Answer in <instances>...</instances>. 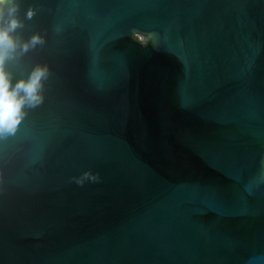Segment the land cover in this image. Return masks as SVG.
Returning <instances> with one entry per match:
<instances>
[{"label":"water","instance_id":"water-1","mask_svg":"<svg viewBox=\"0 0 264 264\" xmlns=\"http://www.w3.org/2000/svg\"><path fill=\"white\" fill-rule=\"evenodd\" d=\"M30 5L52 76L0 140V264H264V0Z\"/></svg>","mask_w":264,"mask_h":264},{"label":"clouds","instance_id":"clouds-1","mask_svg":"<svg viewBox=\"0 0 264 264\" xmlns=\"http://www.w3.org/2000/svg\"><path fill=\"white\" fill-rule=\"evenodd\" d=\"M23 3L24 0H0V140L14 136L29 111L45 102L52 76L51 66L46 62H36L30 70L24 66L27 54L42 48L47 37L41 31L25 37L27 21L36 16L37 8L30 5L22 18ZM57 31H60L59 26ZM135 37L142 43L149 42L148 35L135 32ZM14 68L20 69L19 78ZM2 177L0 169V179ZM73 179L82 186L89 180L99 181L100 176L89 169Z\"/></svg>","mask_w":264,"mask_h":264}]
</instances>
